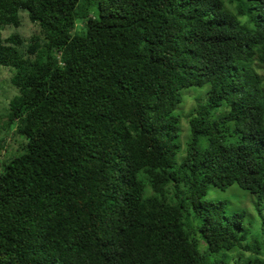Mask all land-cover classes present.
<instances>
[{"label": "trees", "instance_id": "1", "mask_svg": "<svg viewBox=\"0 0 264 264\" xmlns=\"http://www.w3.org/2000/svg\"><path fill=\"white\" fill-rule=\"evenodd\" d=\"M21 11L41 30L25 55L2 36ZM0 66L21 138L0 264H264L246 212L206 199L264 198V0H0Z\"/></svg>", "mask_w": 264, "mask_h": 264}, {"label": "rangeland", "instance_id": "2", "mask_svg": "<svg viewBox=\"0 0 264 264\" xmlns=\"http://www.w3.org/2000/svg\"><path fill=\"white\" fill-rule=\"evenodd\" d=\"M226 5L229 7L228 3H226ZM11 35H17L23 39L18 49L25 55L28 40L33 36H40L41 30L31 22L28 14L21 11L19 24L17 26H6L2 30L4 40ZM13 73L14 71L12 68L0 66V172L2 163L13 157L21 141V138L19 139L16 135H12V131H9L7 134L3 127L4 123L7 121L9 101L14 96L18 95L17 89L10 83ZM199 91V89H190L188 93L184 94L185 97L188 96V99L186 100L183 117L181 118V135L180 138H178L181 146V154L183 155L185 153V142L188 139L186 116L189 111L196 106L197 102L195 101L197 97L201 95ZM178 110L179 109H177V111ZM206 199L222 203V211L226 214L245 211L246 216L243 220L247 230L245 243H260V248L262 250L261 255H264V198L259 200L256 196L241 190L237 185H232L226 189H219L213 186L208 187ZM251 254L250 251H243L241 249L234 250L231 252L232 260L230 264L233 263V260L235 261L241 258L246 259Z\"/></svg>", "mask_w": 264, "mask_h": 264}]
</instances>
